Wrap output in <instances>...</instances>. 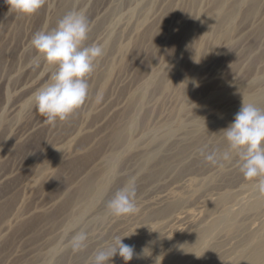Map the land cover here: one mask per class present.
I'll use <instances>...</instances> for the list:
<instances>
[{"label":"rangeland","instance_id":"374dc122","mask_svg":"<svg viewBox=\"0 0 264 264\" xmlns=\"http://www.w3.org/2000/svg\"><path fill=\"white\" fill-rule=\"evenodd\" d=\"M235 1L227 0L226 16L204 28L201 16L216 10V0H48L30 18L10 12L0 0V264H93L88 259L126 233L122 243L137 249L130 264L145 259L142 264H213L217 251L215 264H240L261 249L264 197L238 171L236 159L213 167L201 155L226 150L221 130L234 122L242 102L249 103L244 95L264 110V0H246L234 9ZM71 11L83 12L89 21L85 46L100 45L104 55L88 80L89 100L52 127L36 110L33 97L56 69L37 56L30 41L35 33L55 28ZM98 94L103 96L99 104ZM133 180L137 213L111 215L108 202ZM99 181L106 184L103 194L82 209L86 191ZM183 184L191 188L188 193ZM174 186L178 194L163 213L156 216L157 210L145 207V201ZM241 195H253V201ZM231 206L241 228L227 223L213 227L217 213ZM180 208L196 210L200 227L184 231L180 239L163 238L161 226ZM152 227L159 235L141 239L140 231ZM238 229L245 233L235 240ZM199 231L206 232L205 241L197 244ZM80 233L87 239L83 250L76 251ZM220 235L223 240L216 242ZM162 243L169 245V263L166 252L161 257L157 253ZM242 248L246 252L235 263L233 253ZM122 260L117 255L110 264H125Z\"/></svg>","mask_w":264,"mask_h":264},{"label":"clouds","instance_id":"9594fccd","mask_svg":"<svg viewBox=\"0 0 264 264\" xmlns=\"http://www.w3.org/2000/svg\"><path fill=\"white\" fill-rule=\"evenodd\" d=\"M48 0H4L10 12L20 17L36 15ZM90 32L89 21L83 12L71 11L59 20L50 31L35 33L30 41L38 57L56 70L50 82L41 87L33 97L38 113L47 125L55 127L57 122L64 123L69 117L83 108L89 100L88 80L95 72V64L104 55V48L97 44L85 46ZM39 67V62L35 63ZM103 96L95 98L101 103ZM227 148L201 155L213 167H223L236 159L244 179L253 182L260 197H264V110L253 103H243L234 117V122L221 130ZM135 181L117 191L107 204V209L115 217L135 215ZM126 238V237H124ZM124 238L117 237L114 245L98 251L93 264H108L119 255L128 264L135 254L132 246L122 243ZM87 236L80 233L76 240V251H82ZM137 258H139L137 256Z\"/></svg>","mask_w":264,"mask_h":264},{"label":"bare ground","instance_id":"6f19581e","mask_svg":"<svg viewBox=\"0 0 264 264\" xmlns=\"http://www.w3.org/2000/svg\"><path fill=\"white\" fill-rule=\"evenodd\" d=\"M246 0H237V1H235V2H233V7L232 8H236V6L237 5H239V4H241V3H244ZM226 2H227V0H216V5H217V7L215 8L216 10L213 12V13H211V14H206L205 16H201V21L203 22V24L202 25H204V28L205 27H210V26H213V25H215V23L216 22H219L223 17H224V15L226 16V14L224 13V11H223V8H224V5L226 4ZM227 5V4H226ZM238 7V6H237ZM228 10V9H227ZM233 10V9H232ZM211 28V27H210ZM200 29V28H199ZM206 30H209V28L207 29L206 28ZM204 32H205V30H204ZM207 33V32H206ZM185 35V34H184ZM185 37H186V35H185ZM185 40V39H184ZM176 65V64H175ZM174 65V66H175ZM151 78V77H150ZM149 78V79H150ZM149 79H148V81H149ZM152 79V78H151ZM187 80V79H186ZM150 81H152V80H150ZM147 84V83H146ZM149 84V83H148ZM151 84V83H150ZM244 102H249V103H253L254 102V100H253V98L251 97V96H249V95H244ZM59 155V153H57V156ZM194 157V156H193ZM197 157V156H196ZM187 159V158H186ZM185 160V159H184ZM169 161V160H168ZM237 161V160H236ZM188 162V161H187ZM231 163H233V162H231ZM165 164H166V162H165ZM234 164H235V162H234ZM232 165V164H231ZM236 165H238V164H236ZM226 166V165H225ZM224 166V167H225ZM228 166H229V164H228ZM239 166V165H238ZM168 167V166H167ZM212 168V167H211ZM233 168H235V166H233L231 169H233ZM167 169V168H166ZM165 169V170H166ZM222 169V168H221ZM229 169V168H228ZM212 170V169H211ZM222 170H224V169H222ZM236 170V169H235ZM221 171V170H220ZM225 171V170H224ZM232 171V170H231ZM234 171V170H233ZM239 171V170H238ZM215 173H218V169H217V171L215 172ZM224 173V172H223ZM222 173V174H223ZM214 174V173H213ZM233 174H234V172H233ZM197 175V174H196ZM212 175V174H211ZM226 175V174H225ZM231 176L233 177V175L231 174ZM164 177V176H163ZM186 177V176H185ZM184 177V178H185ZM165 178H167V177H165ZM191 178H193V177H191ZM238 179V178H237ZM189 180V179H188ZM187 180V181H188ZM194 179H192V181H193ZM207 180V179H206ZM102 181V180H101ZM164 181V180H163ZM210 181H211V179H210ZM182 182H184V181H182ZM213 182V181H212ZM175 183V182H174ZM177 183V182H176ZM175 183V184H176ZM179 183V182H178ZM187 183H191L190 181H188ZM195 183V182H194ZM162 184V183H161ZM224 184V183H223ZM240 184V183H239ZM105 183L103 184L102 182H92V184L90 185V188H89V191L87 192L86 191V194L84 195V198L82 199V209H86V208H88L87 206H88V204H90V202H93L92 200L93 199H97V196L98 195H100V193L101 194H103V190L105 189ZM157 185V184H156ZM177 185V184H176ZM184 186H185V188L186 189H188L187 190V192H185L184 191V189H182L185 193H188V191L191 189V188H187L186 187V185H188V184H183ZM190 186H191V184H189ZM253 185V184H252ZM89 186V185H88ZM170 186H171V184H170ZM226 187V186H225ZM235 188H237L236 186H234ZM243 187H245V186H243ZM254 187V186H253ZM169 188V187H168ZM235 188H233V189H231V190H234ZM250 188V187H249ZM177 187H170L168 190H164V191H162V192H160L159 194H156V196L154 197V198H152L151 200H147V201H145V203H144V205H145V207H150V208H152L153 210H151V212L152 211H154V209L155 210H157L156 212L157 213H155L156 214V216H157V214H159L160 212L161 213H163L165 210H166V208L164 207V205H166V203L167 202H169V200L171 199V198H173L175 195H177L178 193H177ZM178 189H181V188H178ZM224 189V188H223ZM237 189H239V187L237 188ZM243 189V188H242ZM88 190V189H87ZM182 190H179V192L180 191H182ZM255 191H257V190H255ZM184 192H183V194H184ZM241 192H244V191H241ZM248 192H250V191H247V193ZM254 191H252L250 194H252ZM177 193V194H176ZM181 193V192H180ZM224 193H226V192H224ZM182 194V193H181ZM180 194V195H181ZM182 194V195H183ZM198 194V193H197ZM208 194L210 195V193L208 192ZM243 194V193H242ZM244 194H246V193H244ZM249 194V196H251ZM254 194V193H253ZM256 194V193H255ZM258 194V193H257ZM207 194H205V196H206ZM214 195H215V193H214ZM239 195V194H238ZM237 195V196H238ZM101 196V195H100ZM204 196V197H205ZM212 196L213 195H211V198H212ZM246 198H244L243 197V195H241V197H243L244 199H251L252 197H254L253 195H252V197L251 198H249V197H247V195H244ZM96 197V198H95ZM210 197V196H209ZM214 197V196H213ZM215 197H216V195H215ZM214 197V198H215ZM221 197V196H220ZM236 197V196H235ZM234 197V198H235ZM239 197V196H238ZM180 198V197H179ZM206 198V197H205ZM207 198H208V196H207ZM213 198V199H214ZM219 198V197H218ZM257 198V197H256ZM186 199V198H185ZM189 199H190V196H189ZM200 199V198H199ZM201 199H202V197H201ZM212 199V200H213ZM237 199V198H236ZM248 199H247V201H248ZM95 200H94V202H95ZM177 200V199H176ZM188 200V199H187ZM209 200V199H208ZM252 200V199H251ZM140 201V200H139ZM171 201V200H170ZM172 201H174V200H172ZM199 201V200H198ZM198 201H197V203H198ZM236 201V200H235ZM234 201V202H235ZM246 201V200H245ZM244 201V202H245ZM253 201V200H252ZM178 202H180V201H178ZM206 203H207V200L205 201ZM205 202H199V203H205ZM209 202V201H208ZM251 202V201H250ZM141 203V202H140ZM142 203H143V200H142ZM176 203H177V201H176ZM184 203V202H183ZM188 203H189V201H188ZM195 203V202H194ZM196 203V204H197ZM198 203V204H199ZM241 203V202H240ZM243 203V202H242ZM261 203V201H257V203L256 204H254L253 206H257L258 204H260ZM197 204V205H198ZM209 204V203H208ZM215 204V203H214ZM245 204H246V202H245ZM92 205V204H91ZM141 205V204H140ZM169 205V204H168ZM171 205V204H170ZM191 205V204H190ZM194 205V204H193ZM196 205V206H197ZM200 205V204H199ZM203 205V204H202ZM205 205V204H204ZM204 205L202 206V209H203V207H204ZM231 205H232V203H231ZM236 205H237V207H239L240 205H238L237 203H236ZM185 206H188V205H185ZM184 206V207H185ZM207 206V205H206ZM205 206V207H206ZM215 206H216V204H215ZM218 206V205H217ZM216 206V207H217ZM235 206V205H234ZM233 206V207H234ZM167 207V206H166ZM174 207V206H173ZM180 207V206H179ZM179 207H178V209H179ZM183 207V208H184ZM192 207V206H191ZM199 207V206H198ZM197 207V208H198ZM204 207V208H205ZM232 207V206H231ZM227 208V209H223V213H220L219 211V213L221 214H219V213H217V216H216V218H215V220H214V223H213V227L215 226V227H218L220 224H222V223H227V224H229V226H231L230 228H232L233 227V229H235V228H241L238 224H236L235 223V220H236V213H235V211H234V209H233V207L232 208ZM237 207L235 208V209H237ZM243 207V206H242ZM149 208V209H150ZM200 208H201V205H200ZM207 208V207H206ZM221 208H223L222 206H221ZM245 208V207H244ZM243 208V209H244ZM148 208H147V213H148V210H149ZM174 209V208H173ZM177 209V208H176ZM177 209V210H178ZM181 209V208H180ZM189 209V208H188ZM188 209H185V210H183L182 211V209L180 210V212H177V210H176V212L177 213H175V214H173L171 217H169L168 215H170V214H168V215H166V216H168L169 217V219H167V221L164 223V226H161V227H163L162 229H161V231L159 232L158 230L160 229V226H159V229H157V230H154L153 228L154 227H152V229L150 228V229H146V230H143V231H140V233H139V231L137 232V233H139V236H140V238L141 239H145V240H147V239H149V238H153V236L155 235V234H157V235H161L163 238H165V239H172L174 236H179V235H181V237L179 236V239L180 238H182V234H184L187 230H196V229H198L199 227H200V221L198 222V220H197V216H199V213H197V215L195 214V211H190V209L188 210ZM194 209H196V208H194ZM199 209V208H198ZM197 209V210H198ZM233 209V210H232ZM259 209V208H258ZM142 210H143V208H142ZM171 210H172V208H171ZM171 210H169L170 212H171ZM201 209H199V211H200ZM217 210H219V209H217ZM217 210H216V212H217ZM202 211V210H201ZM201 211H200V213H201ZM221 211V210H220ZM197 212V211H196ZM215 212V213H216ZM242 212V211H241ZM240 212V213H241ZM146 213V214H147ZM202 213H203V211H202ZM145 214V215H146ZM150 214V213H149ZM154 214V213H153ZM155 214L154 215H151V217L152 216H155ZM165 214V213H164ZM218 214L220 215V216H218ZM148 215V214H147ZM147 215H146V217H147ZM201 215V214H200ZM248 215V214H247ZM139 216H140V214H139ZM142 216V215H141ZM159 216V215H158ZM164 216V215H163ZM240 216V215H239ZM238 216V217H239ZM242 216V215H241ZM249 216V215H248ZM264 216V215H263ZM150 217V216H149ZM162 217V216H161ZM212 217V216H211ZM215 216H213V218H214ZM237 217V218H238ZM244 217H246V216H244ZM141 218V217H140ZM156 218V217H155ZM201 218H202V216H201ZM242 218V217H241ZM259 218V217H258ZM128 219H129V217H128ZM143 219V218H142ZM144 219H145V216H144ZM147 219H149V218H147ZM157 219V218H156ZM164 219V218H163ZM123 220V219H122ZM131 220V219H130ZM136 220V219H135ZM146 220V219H145ZM145 220H144V223H145ZM154 220V219H153ZM153 220H151V221H153ZM166 220V219H165ZM164 220V221H165ZM252 220V219H251ZM109 221V220H108ZM139 221V220H138ZM138 221H137V224H138ZM142 221V220H141ZM249 221V220H248ZM256 221H258V220H255V222ZM118 222V221H117ZM131 222V221H130ZM154 222V221H153ZM264 222V221H263ZM135 222H133V225H135L134 224ZM148 223V222H147ZM258 223V222H257ZM156 224V223H155ZM160 224V223H159ZM128 225H130V224H128ZM127 225V226H128ZM148 225V224H147ZM162 225V224H161ZM202 225H203V223H202ZM249 225V224H248ZM252 225H253V223H252ZM252 225H249V227H250V229H251V231H252V229L254 228V227H252ZM255 225V224H254ZM253 225V226H254ZM258 225V224H257ZM257 225H256V227H257ZM132 226V225H131ZM152 226V225H151ZM150 226V227H151ZM153 226H155L154 224H153ZM142 227V226H141ZM145 227H147V226H145ZM248 227V228H249ZM119 228V227H118ZM148 228H149V226H148ZM158 228V227H157ZM219 228V227H218ZM229 228V229H230ZM263 228V227H262ZM261 228V229H262ZM128 229V228H127ZM145 229V228H144ZM212 229V228H211ZM247 229V228H246ZM260 229V228H259ZM133 230H135V228H133ZM133 230H131V231H133ZM191 230V231H192ZM215 230H216V228H215ZM214 230V231H215ZM243 229H238L236 232H235V240H239V238H241V237H243L244 236V233L245 232H243L242 231ZM263 230H264V228H263ZM262 230V231H263ZM123 231H126V232H128L127 230H123ZM185 231V232H184ZM213 231V230H212ZM231 231V230H230ZM254 231V230H253ZM125 232V233H126ZM158 232H159V234H158ZM209 232H211V231H209ZM217 232V231H216ZM227 232V231H226ZM229 232V231H228ZM95 233V232H94ZM93 233V234H94ZM124 233V232H123ZM129 233V232H128ZM134 233V232H133ZM188 233V232H187ZM186 233V234H187ZM205 233L206 232H204V231H199V232H197L196 234H195V241L197 242V244H200L202 241H205ZM213 233V232H212ZM215 233V232H214ZM225 233V232H224ZM223 233V234H224ZM250 233V232H249ZM252 233V232H251ZM261 233V232H260ZM92 234V235H93ZM113 234H115V232L113 233ZM119 234H120V232H119ZM191 234V233H190ZM219 234V233H218ZM222 234V233H221ZM263 234V233H262ZM98 235V234H97ZM118 235V234H117ZM121 235V234H120ZM123 235V234H122ZM124 235H126L125 237H128V235H127V233L126 234H124ZM134 235V234H133ZM188 235V234H187ZM187 235H185V237L187 236ZM211 235V234H210ZM213 235V234H212ZM211 235V236H212ZM254 235V234H253ZM252 235V236H253ZM115 236V235H114ZM136 236V235H135ZM184 236V235H183ZM228 236H229V234H228ZM118 237V236H117ZM117 237H115V239L117 238ZM122 237V236H121ZM130 237V236H129ZM137 237V236H136ZM135 237V238H136ZM156 237V236H155ZM185 237H183V238H185ZM189 237V236H188ZM192 237V236H191ZM209 237V236H208ZM220 237H222L223 238V236L222 235H220V236H218L217 238H216V242H221L223 239L222 238H220ZM97 238V237H96ZM110 238V237H109ZM123 238H124V236H123ZM134 238V237H133ZM193 238V237H192ZM226 238V237H225ZM233 238H234V236H233ZM255 238V237H254ZM258 238V237H257ZM103 239H106V238H103ZM113 239V238H112ZM111 239V240H112ZM114 239V240H115ZM126 239V238H125ZM124 239V240H125ZM128 239V238H127ZM161 239V238H160ZM159 239V240H160ZM178 238H176V240H177ZM186 239H187V237H186ZM194 239V238H193ZM208 240H209V238H207ZM207 239H206V241H207ZM210 239H211V237H210ZM221 239V240H220ZM129 240V239H128ZM133 240V239H132ZM158 240V239H157ZM234 240V241H235ZM253 240V239H252ZM89 241V240H88ZM127 241V240H126ZM130 241H131V239H130ZM179 241V240H178ZM182 241V240H181ZM184 241V240H183ZM187 241V240H186ZM193 241V240H192ZM191 241V242H192ZM232 241V240H231ZM102 242V241H101ZM104 242V241H103ZM128 242V241H127ZM151 242V241H150ZM150 242H149V245L148 246H150ZM164 242H165V240H164ZM176 242V241H175ZM249 242H251V241H249ZM254 242V241H253ZM110 243V242H109ZM109 243H105V245L104 246H107V245H109ZM142 243V242H141ZM145 243V242H144ZM144 243H142V244H144ZM153 242H151V244H152ZM158 243V242H157ZM166 243V242H165ZM172 243H174V242H172ZM171 242L169 243V245L170 244H172ZM180 243V242H179ZM178 243V244H179ZM185 243V242H184ZM182 244L181 246H183V245H186V244H188V243H186V244ZM204 243V242H203ZM206 243V242H205ZM244 243V242H243ZM252 243V242H251ZM251 243H249V244H251ZM257 243H258V240H257ZM99 244H100V242H99ZM98 244V245H99ZM111 244H112V242H111ZM142 244H140V246H138L139 248H141V245ZM154 244V243H153ZM191 244V243H190ZM215 244V243H214ZM242 244V243H241ZM127 245H129V246H131L132 245V243H128ZM145 245V244H144ZM161 245V244H160ZM169 245L168 244H163L162 243V245L160 246V247H158V252L157 253H165V255L167 256L166 257V260H168V262L167 263H169L170 262V257H169V254L167 253V249L169 250ZM211 245V244H210ZM232 245H233V243H232ZM231 245V246H232ZM240 245V244H239ZM247 245V244H246ZM245 245V248H247V247H249V246H251V245H249V246H246ZM101 246V245H100ZM100 246H98L97 248H101ZM103 246V245H102ZM170 246H172V245H170ZM178 246V245H177ZM196 245H194V247H195ZM203 246V245H202ZM206 246V245H205ZM204 246V247H205ZM209 246V245H208ZM244 246V245H243ZM260 247L261 246V249H255L256 251L255 252H252V253H250L249 254V256H247V258L245 259V258H242L243 256H244V252H246V251H244L243 250V248L241 249V250H237L238 252H235L236 253V255H235V253H233L234 255L232 256L233 258H234V260H235V263L237 262V260L239 261L241 258L242 259H244L240 264H264V237L262 238V240H261V242L257 245V247ZM137 247V246H136ZM146 247V246H145ZM190 247H191V245H190ZM194 247H192V248H194ZM207 247V246H206ZM225 247V246H224ZM228 247H229V243H228ZM239 247V246H238ZM103 248L104 247H102L101 249L103 250ZM138 248V249H139ZM147 248V247H146ZM179 248V247H178ZM197 248V247H196ZM195 248V249H196ZM203 248V247H202ZM227 248V247H226ZM136 249V248H135ZM142 249H143V247H142ZM171 249V248H170ZM185 249V248H184ZM201 249V248H200ZM203 249H205V248H203ZM202 249V250H203ZM219 248H217V250H218ZM96 251H97V249H95ZM147 250V249H146ZM176 250H178L179 251V249H176ZM216 250V251H217ZM224 250H225V248H224ZM236 250V249H235ZM95 251V252H96ZM136 251H137V249H136ZM141 251V250H140ZM184 251V250H183ZM186 251V250H185ZM184 251V252H185ZM212 251V250H211ZM221 251V250H220ZM219 251V252H220ZM225 251H229V250H225ZM148 252H150V251H148ZM169 252V251H168ZM176 252V251H175ZM182 252V251H181ZM180 252V253H181ZM199 253V254H201V252H198L197 250H195L194 251V253ZM218 252V251H217ZM216 252V253H217ZM231 252V251H230ZM92 253V252H91ZM142 253V252H141ZM171 253V252H170ZM173 253V252H172ZM211 253V252H210ZM215 253V252H214ZM216 253H215V261L216 260H218V259H216ZM229 253V252H228ZM227 253V254H228ZM232 253H231V255H232ZM95 254V253H94ZM147 254V253H146ZM175 254V253H174ZM186 254V253H185ZM217 254H219V253H217ZM223 254H225V253H223ZM223 254H221L222 255V257L224 256ZM242 254V255H241ZM90 255V254H89ZM161 255L163 256V254H160V256L159 257H161ZM165 255H164V257H165ZM178 256L180 255V254H177ZM193 256H199V255H194V254H192ZM192 255H191V257H192ZM206 255V254H205ZM226 255V254H225ZM229 255V254H228ZM92 256V255H91ZM136 256V255H135ZM156 256V255H155ZM171 256V255H170ZM246 256V255H245ZM89 257V256H88ZM140 257H142V255L140 256ZM139 257V258H140ZM145 257V256H144ZM154 257V256H153ZM191 257H190V259H191ZM228 257V256H227ZM229 257H231V256H229ZM229 257H228V259H229ZM146 258V257H145ZM176 258H177V256H176ZM175 258V259H176ZM197 258V257H196ZM211 258V257H210ZM232 258V259H233ZM86 259V258H85ZM134 259H136V258H134ZM138 259V258H137ZM149 259V258H148ZM151 259V258H150ZM154 259V261H156L157 260V258L156 257H154L153 258ZM162 259V258H161ZM211 259H213V258H211ZM225 259H227L226 258V256H225ZM231 259V258H230ZM229 259V260H230ZM231 259V260H232ZM71 260V259H70ZM87 260V259H86ZM93 260H94V257H91L90 259H88V262H93ZM117 260V259H116ZM140 260V259H139ZM146 260V259H145ZM145 260H144V262H145ZM187 260H189V258L187 259ZM192 260H194L193 258H192ZM191 260V261H192ZM223 260V259H222ZM230 260V261H231ZM113 261H115V260H113ZM132 261H134V260H132ZM141 261H142V259H141ZM151 263H153L154 261L152 260H149ZM214 261V262H215ZM85 262V261H84ZM110 262H112V261H109V264H110ZM121 262H123V260L121 261ZM131 262V261H130ZM130 262H128V264H130ZM138 262V261H137ZM143 261L140 263V264H142V263H144ZM158 262V261H157ZM185 262V261H184ZM212 262H213V260H212ZM213 262V264H215ZM226 262H229V261H226ZM83 262H80V264H82ZM120 263V262H119ZM132 263V262H131ZM146 263V262H145ZM160 263H162V262H160ZM182 263V262H181ZM186 263V262H185ZM184 263V264H185ZM187 263H188V261H187ZM189 263H191V262H189ZM206 263V262H205ZM210 263H211V261H210ZM209 263V264H210ZM216 263H218V264H220V262H216ZM223 263H225V261H223ZM222 263V264H223ZM71 264V263H70ZM86 264H87V261H86ZM113 264V263H112ZM121 264V263H120ZM147 264H149V263H147ZM157 264H159V263H157ZM176 264H179V263H176ZM183 264V263H182ZM200 264V263H199ZM226 264H228V263H226Z\"/></svg>","mask_w":264,"mask_h":264}]
</instances>
